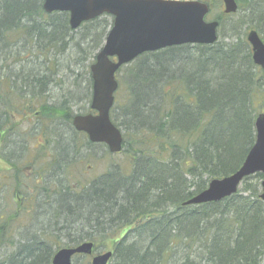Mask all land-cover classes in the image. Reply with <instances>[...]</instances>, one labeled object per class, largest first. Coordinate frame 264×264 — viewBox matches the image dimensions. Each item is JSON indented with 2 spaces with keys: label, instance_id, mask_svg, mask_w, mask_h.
I'll return each mask as SVG.
<instances>
[{
  "label": "trees",
  "instance_id": "obj_1",
  "mask_svg": "<svg viewBox=\"0 0 264 264\" xmlns=\"http://www.w3.org/2000/svg\"><path fill=\"white\" fill-rule=\"evenodd\" d=\"M43 3L0 0V70H8L0 79L3 141L16 128L13 85L19 87L16 98L23 108L35 111L28 98L46 92L51 76L65 67L60 56L76 55V48L80 55L86 52L77 33L99 50L113 25V17L104 14L75 30L68 12L46 13ZM238 3V12L215 17L220 21L215 43L145 52L119 70L127 99L113 107L111 117L124 131L128 171L113 165L72 183L71 166L86 157L81 149L99 144L74 128L69 107L40 105L44 119L54 112L67 121L64 132L53 135V152L41 168L47 176L32 195L42 199L48 224L0 264H52L62 236L73 245L90 240L95 251L106 239L113 241L110 264H264L263 174L246 177L236 194L220 201L183 205L213 178L239 169L256 141L264 70L253 61L247 32L240 31L246 24L264 39V0ZM243 10L242 24L234 23L227 32L226 17ZM89 86L91 100V75ZM60 142L63 149L56 146ZM5 160L18 168L10 156ZM59 163L64 170L60 178ZM10 219L0 222V247L11 237Z\"/></svg>",
  "mask_w": 264,
  "mask_h": 264
},
{
  "label": "water",
  "instance_id": "obj_2",
  "mask_svg": "<svg viewBox=\"0 0 264 264\" xmlns=\"http://www.w3.org/2000/svg\"><path fill=\"white\" fill-rule=\"evenodd\" d=\"M224 12L238 11L237 0H223ZM47 13L65 11L70 14V26L77 29L84 21L104 13L114 17V23L97 53L90 70L93 79L91 108L97 113L77 114L73 125L83 131L93 143H104L112 153L123 149L122 130L113 122L111 109L119 81L117 71L147 51H157L182 44H213L219 38V20H206L209 4L196 0H44ZM252 58L264 70V40L256 29L247 33ZM256 141L243 164L230 175L213 178L201 192L183 202L199 205L217 202L236 194L242 181L251 175H264V111L255 120ZM264 200V179L262 180ZM91 255L92 264H109L113 251L94 255V242L61 247L52 264H74V255Z\"/></svg>",
  "mask_w": 264,
  "mask_h": 264
},
{
  "label": "rangeland",
  "instance_id": "obj_3",
  "mask_svg": "<svg viewBox=\"0 0 264 264\" xmlns=\"http://www.w3.org/2000/svg\"><path fill=\"white\" fill-rule=\"evenodd\" d=\"M196 1H205L211 5L213 4V10L207 16L208 21L214 20L218 14L224 13L223 0ZM224 14L227 15L226 13ZM242 14H244V10L239 11L235 16L228 15L226 17L225 30L227 32L232 29L231 27L234 23L242 24ZM249 30L246 24H243L240 32L248 33ZM77 35V39L80 38L78 40L80 45L84 43L82 48H86V52H81L80 55L78 53L80 48H76V55L66 52L62 58L60 56V61L64 62L65 67L61 65L58 73L55 76H51V82L48 84L46 92L39 95L35 94V96L28 98L32 104L34 102L35 111H30L27 107L26 109L23 108L22 101L16 98V95L20 93L19 87L13 85L16 94H12V98L14 97L16 107L13 108L15 109V116L12 117V122L16 124V128L6 141L0 140V222L3 221L5 223L7 219L11 218L9 223L12 228L9 241L0 247V259L12 254L16 247L20 245L19 243L26 238L33 234L35 235V233L40 234L41 230L48 224V217L42 209V199L36 196L38 199L34 200L32 197L33 194L35 197L36 193L31 189L34 185V179L30 177V174L35 169L42 168L44 164L49 162L50 153H52L51 143L54 141L53 135L58 131L64 132L67 121L63 115L54 112L44 119L42 117L43 113L40 112V105L45 103L53 108L69 107L70 109L68 110L72 115L70 121H73L74 116L77 114L95 112L91 109V100L89 99V78L91 75L90 67L95 61L98 50L90 48L89 44L82 40L80 33H77ZM10 62L13 63L12 60ZM7 72V69L0 70V79H4ZM121 73L122 71L117 74L119 83ZM126 90L128 91L127 87L120 88L119 86L115 105L125 102L127 99ZM70 92H73L72 95ZM28 105L29 107L32 106L31 104ZM261 111H264V104L261 106ZM118 114L120 115V111ZM41 117L46 126L41 122ZM86 139L84 137L81 138L84 146L87 142ZM46 140L47 142H45ZM42 142L44 143L42 144ZM43 145H48L46 146L47 149ZM15 149H17L18 159L16 161L19 164L18 168L11 166L5 160V157L10 156L15 161ZM43 149L47 150L46 154H43ZM107 149L105 144L86 145L82 148L81 154L86 157L78 164L71 166V174L69 175L73 179L72 183L78 178L83 181L90 180L106 172L113 165L120 166L127 171L130 169V155L126 150L120 153H110ZM17 185L20 187L16 188ZM22 197L26 199L23 201L24 204L21 205ZM118 235L120 238L121 233ZM56 241H60L61 247L73 245L68 238L63 236ZM106 250H113V241L106 239L103 242V246H100L96 252L99 253ZM90 260L91 257L86 256L79 260L75 259V262L76 264H87Z\"/></svg>",
  "mask_w": 264,
  "mask_h": 264
},
{
  "label": "flooded vegetation",
  "instance_id": "obj_4",
  "mask_svg": "<svg viewBox=\"0 0 264 264\" xmlns=\"http://www.w3.org/2000/svg\"><path fill=\"white\" fill-rule=\"evenodd\" d=\"M18 142V141H17ZM16 142V143H17ZM45 142H47V140L45 141ZM49 142V141H48ZM44 142H42V144H43ZM54 145H55V142L53 141L52 143H51V152H53V147H54ZM44 146V148H46V146H48V145H43ZM56 146L57 147H60V148H64V143L63 142H60V143H57L56 144ZM47 149V148H46ZM46 149H43V154H46L47 153V150ZM18 159V156H17V149H15V161ZM21 164V163H20ZM28 167H29V165H28ZM32 171V170H31ZM33 172V173H32ZM31 172V174H30V177H33V179H34V185L32 186L33 188H32V190H34L35 191V189H37V190H39V188H38V185L40 186L41 184H42V182H43V180L45 179V177L47 176L46 174H45V171L43 170V169H41V168H39V169H35L34 171H32ZM63 174H64V170H63V167H62V164H60L59 163V167H58V177L60 178V177H62L63 176ZM53 176H55V173L54 174H52ZM36 190V191H37ZM38 192V191H37ZM25 199L26 198H24L23 199V197H22V201H21V205L22 204H24V202L23 201H25ZM73 261H74V259H73Z\"/></svg>",
  "mask_w": 264,
  "mask_h": 264
}]
</instances>
